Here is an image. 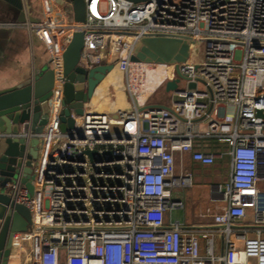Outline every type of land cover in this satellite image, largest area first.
<instances>
[{
    "label": "built area",
    "instance_id": "1",
    "mask_svg": "<svg viewBox=\"0 0 264 264\" xmlns=\"http://www.w3.org/2000/svg\"><path fill=\"white\" fill-rule=\"evenodd\" d=\"M36 1L27 28L55 80L42 133L8 135L40 141L32 195L20 179L6 184L32 216L13 235L8 264H264V0H86L85 23L61 0ZM76 32L77 67L113 64L132 109L72 112L70 139L60 124L64 53ZM144 37L188 39L190 58L133 61ZM169 81L176 89L166 92ZM161 88L166 101L151 104ZM212 141L227 149L213 152ZM178 156L202 166L229 159L202 214L212 227L171 217L186 210L194 184Z\"/></svg>",
    "mask_w": 264,
    "mask_h": 264
},
{
    "label": "water",
    "instance_id": "2",
    "mask_svg": "<svg viewBox=\"0 0 264 264\" xmlns=\"http://www.w3.org/2000/svg\"><path fill=\"white\" fill-rule=\"evenodd\" d=\"M68 4L77 23H85L86 0H61ZM143 3L148 0H127ZM84 46V33L76 32L64 53V99L60 131L73 139L75 121L71 113L81 116L91 103L100 84L115 70L113 64L97 66L90 71L77 67ZM190 58L188 39L175 37H144L132 53L133 61L159 64H181ZM54 72L47 67L24 86L0 90V264H8L12 238L25 232L32 224L26 206L16 203L6 191V184L20 179L32 195L33 167L39 156L37 137H13L20 132L40 134L47 124L49 99L54 86ZM176 89V81H169L166 92ZM146 108V107H145ZM259 116H263L259 112ZM83 139V135H78ZM120 138V136H119ZM92 157L95 151H87ZM218 185H212L213 187Z\"/></svg>",
    "mask_w": 264,
    "mask_h": 264
},
{
    "label": "crops",
    "instance_id": "3",
    "mask_svg": "<svg viewBox=\"0 0 264 264\" xmlns=\"http://www.w3.org/2000/svg\"><path fill=\"white\" fill-rule=\"evenodd\" d=\"M36 2V0H0V90L27 85L35 75L47 67L50 61L44 45L36 40L27 28ZM110 75L106 79H110ZM155 97L151 99V104L160 103ZM91 102L93 105L96 104L95 99ZM90 106L92 107L88 104V107ZM127 108L123 105L118 110H131ZM221 146L223 147L220 151H215L213 145L211 150L216 153L225 151V145ZM186 158L185 161H189L190 165L191 159ZM226 158L223 156L217 159L211 166H202L192 161L190 165L192 172L189 173L196 175V184L219 185L221 184L219 181L225 182L229 177L230 166L227 171L223 170L225 166L223 162L229 161ZM210 190L211 188L208 193V203H210Z\"/></svg>",
    "mask_w": 264,
    "mask_h": 264
},
{
    "label": "rangeland",
    "instance_id": "4",
    "mask_svg": "<svg viewBox=\"0 0 264 264\" xmlns=\"http://www.w3.org/2000/svg\"><path fill=\"white\" fill-rule=\"evenodd\" d=\"M66 9L68 13H70V7L67 4ZM204 44L198 43L197 49L199 50V58L202 56V48ZM196 53L197 50H196ZM50 62V61H49ZM49 62L47 67L49 66ZM46 67V68H47ZM45 68V69H46ZM43 69V70H45ZM112 76V77H111ZM112 78V79H111ZM156 100H159V102L163 103L166 101V97L164 95V91L161 88L159 93L156 95ZM93 99L96 100V104L94 105L96 110L99 112H105L108 114H115L119 107L125 105L128 108L132 109V102L130 95L126 88V83L123 74L115 68L114 72L111 73L110 79H106L104 82H102L97 89L96 94L94 95ZM91 104V103H90ZM125 109V108H124ZM210 146L214 147L215 151L222 150V147L217 142H209ZM227 147L224 146V150H226ZM187 159L186 157H179L177 158V169L178 171H185V172H192L191 166L192 160L185 161ZM227 159V158H226ZM223 170L227 171L229 169L230 163L229 161L223 162ZM194 174V173H193ZM196 175H193L194 184L191 188H188L184 190V194L187 198L186 203V210L185 211H173L171 212V217L173 220H180L182 222H193L196 223L199 226H205V227H212L213 226V218L203 216L204 210L210 207V203H208V193L209 189L211 188L212 184H203L195 183ZM12 182V180L10 181ZM219 183L224 184L223 181H219ZM8 192V189H6ZM45 198V194H44ZM216 244H219V238L218 236L215 237Z\"/></svg>",
    "mask_w": 264,
    "mask_h": 264
},
{
    "label": "bare ground",
    "instance_id": "5",
    "mask_svg": "<svg viewBox=\"0 0 264 264\" xmlns=\"http://www.w3.org/2000/svg\"><path fill=\"white\" fill-rule=\"evenodd\" d=\"M92 101H93V99H92ZM90 105H92L93 107H94V105L92 104V102H91V104ZM96 110V109H95ZM96 111H98V110H96Z\"/></svg>",
    "mask_w": 264,
    "mask_h": 264
}]
</instances>
